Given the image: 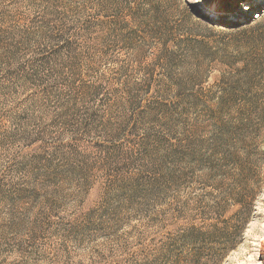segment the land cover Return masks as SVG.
<instances>
[{"label":"rangeland","instance_id":"374dc122","mask_svg":"<svg viewBox=\"0 0 264 264\" xmlns=\"http://www.w3.org/2000/svg\"><path fill=\"white\" fill-rule=\"evenodd\" d=\"M223 93L248 125L209 149ZM218 249L264 264V0H0V264Z\"/></svg>","mask_w":264,"mask_h":264},{"label":"trees","instance_id":"16d2710c","mask_svg":"<svg viewBox=\"0 0 264 264\" xmlns=\"http://www.w3.org/2000/svg\"><path fill=\"white\" fill-rule=\"evenodd\" d=\"M257 68H259V70H261L262 65L259 64L257 66ZM225 93L220 94L218 97L215 98L216 103H217L216 104L217 105L216 111L215 110L210 111L211 113L215 114V117L213 116L212 121H211L212 125H210L211 129L209 131V134L211 135V137L206 142V145L210 144L207 146L209 149H210V147L211 148H214L217 146H224L225 147V146L232 144L236 138L240 137L241 133L245 130L244 128L247 127V125H248V124L246 125L245 121L240 117L239 113H237L236 111H233V109H231L233 114H231L229 112L227 114L221 112V109H223V106H224L222 101L224 102V99H226V98H229L231 100L230 95L225 94ZM252 94H253L252 90H250L248 92V97H250V95H252ZM253 96H254V94H253ZM212 100L214 101V99H212ZM213 101L208 100L206 102H208L210 104L209 106H211ZM233 102L234 101H230V103H229L230 108L234 104ZM245 102H246V104H249L251 102V100L247 99V101H245ZM198 144L200 145V146H198L199 151L200 150L202 151L203 149H207V147L205 145V140L202 138V136H200L198 138ZM165 182L169 186L172 185L173 177H172V175H170V173L167 174V177L165 178ZM189 231L196 232L198 235L206 237L207 239H209L211 236H213L214 233H216V232H214V231H216L214 229L211 230L210 232H208V231L203 232L202 229L195 228V227H190ZM189 240H190V238H189ZM225 253H226L225 251H221L219 249L216 250L214 255L218 259H217L215 264H219L221 262V260L225 256Z\"/></svg>","mask_w":264,"mask_h":264},{"label":"snow or ice","instance_id":"6c2138e0","mask_svg":"<svg viewBox=\"0 0 264 264\" xmlns=\"http://www.w3.org/2000/svg\"><path fill=\"white\" fill-rule=\"evenodd\" d=\"M260 259H261L262 261H264V256H261Z\"/></svg>","mask_w":264,"mask_h":264}]
</instances>
